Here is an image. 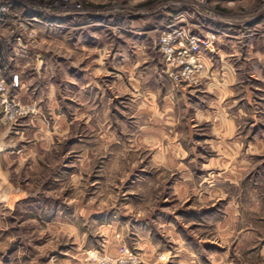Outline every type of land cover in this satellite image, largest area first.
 I'll return each mask as SVG.
<instances>
[{
	"label": "rangeland",
	"instance_id": "rangeland-1",
	"mask_svg": "<svg viewBox=\"0 0 264 264\" xmlns=\"http://www.w3.org/2000/svg\"><path fill=\"white\" fill-rule=\"evenodd\" d=\"M175 11L189 12L195 32L217 35L203 60L210 57L219 67L223 58L238 72L234 93L224 100L237 124L235 157L227 147L226 156L216 154L204 141L211 137L209 124L184 122L189 114L182 111L179 122L136 115L131 87L123 89L128 71L114 55L119 43L148 30L140 37L147 51L157 50L151 45ZM15 53L33 61L16 62ZM167 76L196 98L207 95V66L196 82ZM0 88V133L15 127L28 141L42 125L50 140L37 171L35 160L0 157V211L6 216L18 212L11 193L23 183L29 197L21 210L35 215L42 206L50 221L58 213L60 222L82 232L83 264H92L93 253L116 260L121 248L140 264H264V0H0ZM175 133L190 136L184 145L194 146V153L177 157L171 167L155 155H180V145L170 141ZM90 205L108 210L101 221L119 223L117 254L104 250L95 225L77 218ZM169 222L182 239L170 234ZM49 228V247L73 246L76 230L56 222ZM143 234L157 245L144 256Z\"/></svg>",
	"mask_w": 264,
	"mask_h": 264
},
{
	"label": "crops",
	"instance_id": "crops-1",
	"mask_svg": "<svg viewBox=\"0 0 264 264\" xmlns=\"http://www.w3.org/2000/svg\"><path fill=\"white\" fill-rule=\"evenodd\" d=\"M174 13H176V11ZM174 16L175 14L172 15L171 24L174 22ZM168 20H170V18H168ZM117 28L123 31L126 30L123 26H118ZM130 32L133 31L130 30ZM146 32H148V30ZM146 32L143 30L134 32L137 39L133 40L130 44L128 39H124L123 42H120L118 45L119 47L121 46L120 50L114 54L115 57H119L122 69L124 68V70L128 71L126 75L128 84L127 87L123 89L127 90L129 86L131 87L129 89H131V94L134 97L133 100L138 104L134 113L136 115H149L153 122H179L180 117L184 119L183 115L181 116V111L185 114V117L189 114L184 122H192V120H194L195 122H206L209 124L211 137L204 141L209 144L211 149L216 150V154L219 153L222 155L221 153H223V156H226L225 149L227 147L230 148V152H234V154H231L232 157H235L240 148L238 144L239 138H235L237 124L234 117L228 113L224 106L225 98L228 95H233L236 87L235 83L238 79V72L235 71L232 63L222 58L218 67V65L215 66L210 57H207L205 60L208 61L206 64L207 73L209 76L210 72L211 77H208L210 81L205 80L204 82V92L207 94L204 95V98H206V100L200 97L196 98L193 93L185 92L184 87H175L170 79H168L161 64L162 61L159 57L158 48L157 50L156 48L154 49V47L152 48V46L158 45L159 37L157 43L153 42V45H151L152 50L149 48L150 51H147L145 48V38L140 37ZM60 42L65 44L66 39L63 37L60 39ZM79 42L80 36L74 40V45H77ZM129 46L134 48L131 53L128 52ZM123 47H127V49H123ZM217 51V55L222 57L221 50L217 49ZM13 55L14 58H12V60L16 62L28 63L33 61L32 56L26 53H15ZM141 64L144 66L140 68ZM192 115L193 117H191ZM23 125L25 124L23 123L19 126L22 127ZM37 125L40 126L39 123ZM12 129L13 130H5L3 133H0V157L10 158L12 157L11 155H14L15 158H21L23 160H35L37 164L35 166V171H37L41 168L39 158L41 159L45 156L44 152L47 153L50 147L49 136L45 128L41 125L40 128L35 130L32 139L28 141H25L27 136L23 137L24 132L19 133L20 129H16L15 127ZM22 129L25 130V128ZM189 137L190 136H186L185 139ZM185 139H182L177 133L170 139V141L176 144H173L175 148H178L177 146L180 145L178 148L180 155H176V153L171 151L169 155L157 153L155 157L166 159L167 163L172 164L171 167H175L173 164L176 163L177 157L183 158L185 154L190 153L191 155L194 153L191 150L194 146L187 147L184 145ZM109 153L106 152L104 154L107 155ZM227 156L231 157L229 154ZM21 163L22 161L18 163V169ZM187 186V184L183 186L180 185L179 190H186ZM27 187L28 186H25L23 183L16 187L13 186L11 195H16V198L11 207L13 210H16L17 207L19 208L17 209L18 212L16 214L14 213V216H6L0 211V264H83V256L86 251V239L83 238L84 235L77 230L76 226L66 222H60V219L58 220V213L57 217H53L52 221H50L46 212H43L42 206H40V209H37L39 212L35 215L28 213V208L24 210L20 209V207L22 208V202H26L29 197V194H27ZM176 189L177 183L174 184V193H176ZM31 202L39 205V200ZM0 203H2V200H0ZM101 206L98 208L97 205H90V207H88L90 209L83 208L81 210L82 214L77 216V218H83L88 224L91 223L95 225L94 232L96 235L97 233L102 235V242L100 243L104 250L112 254H117L118 248L121 245L120 241L117 239L119 223L114 218V220L112 219L111 221H101L103 219L102 217L106 215L103 213L108 211ZM19 210L24 214H20ZM57 212L59 211L57 210ZM147 220L148 216L144 215L142 221ZM53 222L60 223L62 228L68 229V231L76 230L71 234L73 246H71L70 249L60 251V248L57 246L49 247V225ZM162 222L166 223L165 220ZM96 223L99 224L97 225ZM91 224L89 226H91ZM167 224L170 228V234H174L176 238L182 239L180 233L178 234L174 228H171V223L169 222ZM90 231L91 230H89V232ZM59 232L60 226L56 229V233ZM89 235L91 237L94 236L92 233H89ZM141 239L142 241H140L139 244L144 245L143 256L156 250V242H154L150 236L143 234ZM168 252L170 253V251ZM179 261L181 262L182 258H180Z\"/></svg>",
	"mask_w": 264,
	"mask_h": 264
},
{
	"label": "built area",
	"instance_id": "built-area-1",
	"mask_svg": "<svg viewBox=\"0 0 264 264\" xmlns=\"http://www.w3.org/2000/svg\"><path fill=\"white\" fill-rule=\"evenodd\" d=\"M191 19L193 18L188 11L176 12L174 22L162 32L158 42L166 72L176 83L196 82L206 68L203 60L205 51H212L217 42L216 34L195 32L192 29L195 24ZM13 79L14 86H18V76ZM19 112L22 114L24 110ZM119 252L116 260L96 253L91 254L90 260L92 264H140L138 258L125 248H121Z\"/></svg>",
	"mask_w": 264,
	"mask_h": 264
}]
</instances>
